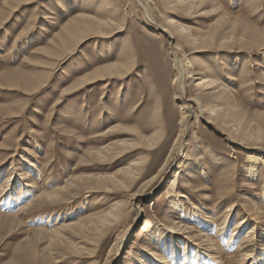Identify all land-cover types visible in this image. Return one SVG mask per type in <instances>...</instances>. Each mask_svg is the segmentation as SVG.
I'll return each mask as SVG.
<instances>
[{
	"label": "rangeland",
	"instance_id": "1",
	"mask_svg": "<svg viewBox=\"0 0 264 264\" xmlns=\"http://www.w3.org/2000/svg\"><path fill=\"white\" fill-rule=\"evenodd\" d=\"M169 2L29 0L11 9L7 0H0V187L6 184L0 192V216H12L0 217V264H107L112 259L111 264H130L124 260L135 256L150 264L156 262L150 260L153 251L165 258V264L237 263L232 256L241 254L253 225L237 232L234 222L239 214L222 222V213L236 201L242 207L256 202L264 209V162L257 165L255 180L247 168L249 152L264 154L249 149L264 148V0H205L189 12L182 5L170 7ZM80 15L95 21L97 32L92 30L81 39L71 37L69 50L60 55L45 53L61 49L59 43L54 45V36ZM176 25L188 27L194 41H185ZM161 27L174 39L157 35ZM100 29L109 34H100ZM256 34L261 36L255 38ZM118 62L129 66V74L74 85L85 74ZM177 72L179 81L175 80ZM190 74L219 82L221 88H231L232 94L212 102L207 99L208 105L219 107L210 114L206 103L197 114L198 105L189 102V118L180 139L183 101L200 100L201 89L194 87ZM31 83L37 88L33 90ZM228 128L232 130L229 137ZM153 134L161 142L158 139L153 145L148 139ZM142 137L151 144H143ZM256 139L261 144L254 145ZM173 145L180 149L175 154ZM103 148L112 155L106 151L97 155ZM199 153L198 164L194 159ZM141 159L144 170L153 168L145 179L169 161L164 173L144 192L138 205L141 213L127 219L128 237L119 250L114 245L116 231L88 239L74 229L59 230L62 235L55 236L45 232L65 222L84 221L114 200L127 198L128 191L97 189L94 181ZM188 170L193 188L182 191L179 185L178 190L196 208L192 210L187 199L178 198L182 208L172 213L168 183L176 173L189 175ZM66 181L71 183L68 189L64 188ZM248 183L253 184L251 188ZM220 185L226 188L222 196L216 194ZM200 188L205 189L203 193L193 192ZM58 190L60 201L45 198L49 191L55 194ZM182 214L185 217L179 218ZM171 218L191 227L194 237L202 233L213 239L223 263L217 262L210 248L199 249L171 234L166 243L152 241L142 230L146 219L153 229L168 225ZM257 231L250 234L256 246L249 254L252 260L245 264L264 260V250L259 253L264 236H257ZM158 233L163 238L164 233L159 229Z\"/></svg>",
	"mask_w": 264,
	"mask_h": 264
},
{
	"label": "bare ground",
	"instance_id": "2",
	"mask_svg": "<svg viewBox=\"0 0 264 264\" xmlns=\"http://www.w3.org/2000/svg\"><path fill=\"white\" fill-rule=\"evenodd\" d=\"M22 1H29V0H7V8H11V9H14V6L16 4V6L19 5L20 2ZM205 0H170L169 2V5L171 7L172 6H176V7H179V6H183L184 8L188 9V12H189V9H192L190 11H193V8H195L196 4H202V2H204ZM128 3V2H127ZM146 4V3H145ZM161 4V3H160ZM168 5V7H169ZM163 6V5H162ZM216 6V5H215ZM214 7V6H213ZM104 8V7H103ZM215 8V7H214ZM216 9V8H215ZM88 14V13H87ZM2 14H0V18ZM156 15V14H155ZM69 16V15H68ZM30 18V17H29ZM168 20V19H167ZM28 21V20H26ZM165 21V19H164ZM166 22V21H165ZM100 23V22H99ZM168 23V21H167ZM169 23H174L172 21L169 20ZM105 24H109V23H105ZM63 25V24H62ZM110 25V24H109ZM114 25H116L114 23ZM145 25V24H144ZM175 25V23H174ZM173 25V26H174ZM3 26V25H2ZM118 26V25H117ZM177 26V25H176ZM93 28H96V22L93 21L91 18H89L88 16H85V15H80L79 17L75 18V19H72L70 20L66 26L64 28H62V30L57 34L55 35L54 37H57L56 39H53L54 40V45L58 46L60 44L61 46V49H57L55 47V51H52V53L48 50H46L45 53H49L51 54V56H57V55H60L62 52H64L65 50H69V40L73 39V38H76V39H81L84 37V35H87L88 32L92 31ZM117 28V27H116ZM118 29V28H117ZM188 27H181V26H177V30L176 32L179 33V35H183L184 38H185V41H194L193 38H192V35H190L188 33ZM100 34L103 32L104 34H106L107 31H103V29H100ZM190 30V29H189ZM94 32H97L96 30H93ZM146 31V30H145ZM109 34V32H107ZM153 33V32H152ZM151 33V34H152ZM98 34V35H100ZM125 34V33H123ZM159 34H165L169 40H173L174 37L172 36L173 34H171L170 31H168L167 29L161 27V30H160V33H157V35ZM146 35V34H145ZM186 35V36H185ZM257 36L255 38H258L259 36H261V34H256ZM93 36V35H92ZM155 36V35H154ZM73 37V38H71ZM88 38V37H87ZM96 39V38H95ZM118 39V38H117ZM206 39V38H205ZM204 39V40H205ZM97 40V39H96ZM57 41V42H56ZM14 43V42H13ZM59 43V44H58ZM193 43V42H192ZM120 45V44H119ZM172 45V43H171ZM13 46V45H12ZM122 46V45H121ZM125 47V46H124ZM43 48V47H42ZM41 49V48H40ZM79 49V48H78ZM127 49V48H126ZM11 50V49H10ZM124 50V49H123ZM58 52V53H57ZM120 52V51H119ZM42 54V53H40ZM128 54V53H127ZM43 55V54H42ZM129 56V55H128ZM40 57V56H38ZM123 58V55L120 56V60H122ZM44 58V57H42ZM50 60V59H49ZM70 60V59H69ZM72 61V60H71ZM117 61V60H116ZM180 61V60H179ZM178 61V62H179ZM106 65V64H105ZM103 66V65H102ZM129 66L127 65H124L122 63H116L114 65H109V66H105V67H101L99 69H96L94 70V72H90L89 74H85V76L83 77H80L78 80L74 81V85L75 86H85V83H89V82H92V80H99L101 77H110L111 76H116L117 74L120 75L121 77L122 76H125L127 74H129ZM12 73V71L10 72ZM10 73L8 72V74L6 75V78L9 80H11V75ZM131 74V73H130ZM198 74V73H197ZM197 74H190V79H193L194 82L193 83H196L194 87H198L201 89V93H200V100H192V99H188L186 100V102L183 101V104H182V107H180V111H181V118H180V121H179V125H180V134L178 136V138L180 137V139L182 138V136L184 135L185 133V129L182 130V128H186V121L187 119L189 118V115L187 113V109H190V105H189V102H194V104L198 105V109H196L197 111V114H198V110L200 109V112H201V107H203V103H206L208 101H206L207 99H211L210 101L212 102L213 99H216L218 97H220L221 95L225 94L226 97H229V95H231V88L229 89H224V88H221L220 87V83L219 82H216L212 79H209L205 76H197L195 77ZM22 77V76H21ZM20 77V78H21ZM177 77L178 78H175L178 79V81L181 79V75L179 72H177ZM5 78V77H4ZM113 78V77H112ZM117 78V77H115ZM2 79V78H1ZM120 79V78H119ZM116 80V79H115ZM175 80L173 82H175ZM6 82V81H5ZM43 82V81H42ZM76 82V83H75ZM14 84V83H13ZM27 82H25V87L27 86ZM34 83H31V85H33ZM7 85H9L7 83ZM12 85V84H11ZM124 85V84H123ZM10 86V85H9ZM13 87V86H12ZM34 89L37 88V84H34L33 86H31ZM103 87V86H102ZM16 88V87H14ZM41 88V87H40ZM62 88V87H61ZM81 88V87H80ZM121 88V87H120ZM151 88V87H150ZM26 89H29L26 87ZM78 89V88H77ZM103 89V88H102ZM151 91V90H150ZM182 91V89H181ZM164 92V91H163ZM178 93V92H177ZM176 93V94H177ZM196 94V93H195ZM179 95V94H178ZM179 97V96H178ZM157 100V99H156ZM226 99L224 98V101ZM215 101V100H214ZM223 101V99H222ZM197 102V103H196ZM217 102V101H216ZM193 104V103H192ZM205 104V105H206ZM211 103H209V105L207 104L206 105V109H208L209 111V114L212 113V111H214V107H217V106H213L210 105ZM20 105V104H19ZM180 105V104H179ZM189 105V106H188ZM17 106V105H16ZM2 108V107H1ZM219 108V107H217ZM216 108V110H217ZM4 110V109H2ZM11 110V109H10ZM187 110V111H186ZM203 111H205L206 113H208L206 110L203 109ZM155 112V111H153ZM155 114H153L154 116ZM215 115V114H214ZM213 115V116H214ZM205 116V115H204ZM155 121V120H154ZM140 123V122H139ZM154 124V123H153ZM223 122L221 123V127H223ZM150 126V125H149ZM151 128V127H150ZM188 128V127H187ZM146 129V128H145ZM148 129V128H147ZM154 129V128H153ZM148 131V130H147ZM227 136L229 137L230 135L228 134V132H231L232 133V130L231 128H228L227 129ZM139 133V132H138ZM137 135V134H136ZM153 138L152 137H148V139H150L151 141H153V145H154V141L156 142L158 139H160V137L158 136L157 138L155 137V134H153ZM95 136V135H94ZM145 137V136H144ZM139 138V136L137 137ZM162 139V138H161ZM161 139H160V142H161ZM150 140H145L141 139L142 143L143 144H148L150 143ZM180 142V141H179ZM178 142V143H179ZM262 141L260 140H254L253 141V144L254 145H258L259 143L261 144ZM124 143V142H123ZM122 143V144H123ZM126 143V142H125ZM140 143V142H139ZM130 144V143H129ZM151 144V143H150ZM175 144V143H174ZM105 145V144H104ZM121 145V143H120ZM136 145V144H135ZM130 146V145H129ZM137 146V145H136ZM177 146V145H176ZM126 147V146H124ZM133 147V146H132ZM146 147L148 148V146L146 145ZM153 147V146H152ZM157 147V146H156ZM179 149V147H178ZM177 149V147H175V145H173V149L171 148V150H173L172 152H175L177 153L179 150ZM250 150H256V151H264V148L263 149H260V148H249ZM102 151H99L97 153V155H100L103 153V151H106L108 153V149H101ZM171 150L169 151L168 155L171 153ZM178 150V151H177ZM120 151V150H119ZM127 151V150H126ZM118 152V151H117ZM124 152V151H123ZM255 152V151H254ZM96 153V152H95ZM114 153V152H113ZM173 154V155H174ZM201 153L197 154L196 156V159H194V161L196 160L199 164L202 156H200ZM262 154V153H261ZM109 156L110 153H108ZM103 156V155H102ZM101 157V156H100ZM105 157V156H104ZM159 157V156H157ZM142 160V161H141ZM141 160H138L137 162H133L134 164H131L126 166L125 168L122 166V168H119L118 170H116L113 174L111 175H108V176H103V178H94L97 182H99V184L97 183L96 184V181L95 182V188L99 189V188H109V189H112L114 190H119L122 189V190H126L128 191L129 193H127L126 197L124 200H120V201H113V203L109 206H106L104 207L103 209H101V211L98 213H96V215H89L90 217H86L87 219H84V221H77L75 223H71V222H68V223H71V224H66L65 222V225H61V226H56L58 228L54 229V230H51V231H48V230H45V232H52L54 233V236L57 235V233H60L59 235H62L61 233L63 232H59V230H62L64 231V229H71V230H76L77 233H79L80 235L84 236L85 238H89L90 236H95V237H101V235H103V233L106 231V233H108L109 231H112V232H115L116 235H115V249L116 250H119V248L122 246V243L127 239L128 237V230L124 229L125 226H126V223H127V219L130 218V215L132 213H137L138 215L141 213L140 211V208L138 207V205L141 203V201L143 200V194L144 192L146 191L147 188L151 187L152 184L157 181V179L159 178V176L161 174L164 173L165 169L167 168V165H168V161H165V163L159 168L156 170V173L155 174H152L151 177L149 179H145L147 176H149L151 174V172H153V168L150 170H144V163H143V159ZM260 162H264V154L263 155H260V154H256V153H252V152H249L248 153V158H247V168H248V176L251 178V180H255V173H256V167L258 164H260ZM132 163V162H131ZM147 163V162H146ZM216 163V162H215ZM213 164V163H212ZM139 166V167H136V166ZM30 166L33 167V165L30 164ZM188 166V165H187ZM192 167V166H191ZM188 169V168H187ZM190 169V167H189ZM193 169V168H192ZM194 170V169H193ZM150 173V174H149ZM187 173L189 175H186V176H182L181 173H176V175L174 177H172L170 179V182L168 183V186H167V190H166V194L169 196L168 197V207H170V212H174V211H178V209L182 208L181 205H180V201L178 198H185L189 201V205H191V209L192 210H195V206L194 204H192L190 202V199H189V196L187 195H182L180 194L181 192L178 190L179 189V185H181L180 187H182V191L184 190V188H193V185L191 184V179L189 178H192V171L191 170H188ZM149 174V175H148ZM26 175V174H24ZM91 177V176H90ZM102 177V176H101ZM24 178V177H22ZM93 177H91L92 179ZM187 178V179H186ZM25 179V178H24ZM27 179V178H26ZM76 178L73 177L72 180H74ZM78 179V178H77ZM90 179V178H89ZM138 179H141V180H138ZM138 180V181H136ZM69 181V180H67ZM66 181V183H67ZM143 181L139 186L136 185L137 189L132 192L130 191V189L133 187V185H135V183L137 182H141ZM74 181H72L73 183ZM79 182V181H78ZM7 183V182H5ZM81 183V182H80ZM253 183V182H252ZM252 183H248L246 186H249V188L252 187ZM5 185H2L0 187V192H3V190L5 189ZM31 185V184H30ZM85 185V184H84ZM28 186V185H27ZM69 186L71 187V183L68 182L66 184V186L64 188H69ZM73 186V185H72ZM87 187V186H86ZM38 188V187H36ZM61 188V187H60ZM63 188V187H62ZM67 188V189H68ZM44 189V188H43ZM57 189V188H56ZM218 192L216 194H218V196H222V194H224V192L222 191L223 189H226L224 188L222 185H220L218 187ZM70 190V189H69ZM205 189L203 188H200V189H196V190H193V192H198L200 194L204 192ZM260 190V189H259ZM45 191V190H44ZM53 191V189L51 190ZM99 191V190H98ZM111 191V190H110ZM54 192V191H53ZM100 192V191H99ZM118 192V191H117ZM185 192V191H184ZM65 193V192H63ZM97 193V192H96ZM105 193V192H104ZM186 193V192H185ZM36 194V193H35ZM40 194V193H39ZM66 194V193H65ZM103 195V194H102ZM105 195V194H104ZM124 195V194H123ZM39 196V195H38ZM118 196V195H117ZM228 196V195H227ZM226 196V197H227ZM42 195L39 197L41 198ZM62 197V194L60 193V191L58 190L55 194H51V192L49 191L48 194L46 195L45 194V198L48 200V201H52V203H56L57 201H60ZM102 197V196H101ZM112 197V196H111ZM191 197V196H190ZM35 198V197H34ZM43 200H44V196L42 197ZM41 198V199H42ZM64 198V197H63ZM109 198V197H108ZM107 198V199H108ZM205 198V197H204ZM219 199V198H218ZM231 199V197H230ZM244 199V197L242 198ZM241 199V200H242ZM2 200V199H1ZM36 200V199H34ZM40 200V199H39ZM109 200V199H108ZM106 201V200H105ZM32 202V201H30ZM36 202V201H35ZM34 202V203H35ZM43 202V201H42ZM107 202V201H106ZM109 202V201H108ZM112 202V201H111ZM33 203V202H32ZM44 203V202H43ZM37 204V203H36ZM35 204V205H36ZM41 204V203H39ZM48 204V203H47ZM50 204V203H49ZM106 204V203H105ZM152 204V203H151ZM31 205V204H30ZM55 205V204H54ZM104 205V204H103ZM246 206L242 207L239 203L236 202H232V204H230L229 208L226 209V211H224L222 214V222L223 221H227L229 217H231V215L233 216V214L237 213L239 214V218L234 222V229L239 232L240 230H242L244 227L248 226L247 224L251 223L253 226H251L248 230V235H246L249 240H244L245 241V244H244V248L241 250V252H238V253H241V254H236L234 256H232V261L235 259V262H237L236 264H245L247 262H250L252 259L250 258L249 254L250 252H252L254 249H255V241H254V237L250 236V234L254 233V231L256 229H258V234L257 236H264V231H263V228H264V209L260 208L256 202H251V203H248V204H245ZM27 206V205H26ZM33 206V205H32ZM37 206V205H36ZM23 207V206H22ZM3 208V207H2ZM29 208V207H28ZM37 208V207H36ZM22 211V210H21ZM23 213V212H22ZM90 213V212H89ZM177 212H175L174 214H176ZM178 214V213H177ZM194 214V213H193ZM221 215V214H220ZM10 216V215H9ZM178 216V215H177ZM197 215L194 214V217H196ZM0 217H3L5 219H9V218H12L11 217H7V216H0ZM14 217V216H13ZM181 217H185L184 214H182L179 218ZM199 217V216H197ZM221 217V216H220ZM17 218V217H16ZM178 218V217H177ZM178 218V219H179ZM19 219V218H18ZM175 218H171V220L169 221L168 225H163L161 228H157V227H153V229H151L152 227V223L149 219H146L142 222V230L144 232H146L145 234L149 237L150 240H154V241H160V240H164V243H166V239L168 240L170 236H168L167 234H171L172 236H178V238H183L184 241H188L190 242V244L193 246H196L197 248L201 249V248H210L208 250H210L211 252L210 253H214V258H216L217 262H221L223 263L224 261V258L221 256V253L220 251L218 250V253H217V250L216 248H213L214 247V241L212 242V240L210 238L207 237V235H203L202 233L201 234H197L198 238L194 237L193 236V230L191 229V227L187 226L186 224L183 223V221H180ZM221 219V218H220ZM66 221V220H64ZM76 221V220H75ZM62 222V221H61ZM73 222V221H72ZM57 223V222H56ZM55 224V223H54ZM64 224V223H63ZM59 225V224H58ZM128 226V224H127ZM53 229V228H52ZM158 229L159 231H161L163 234V238L160 239V235L158 233ZM38 231V230H36ZM43 231V230H41ZM41 231H38V232H41ZM111 232V233H112ZM196 236V235H195ZM250 236V237H249ZM58 237H61V236H58ZM185 237V238H184ZM52 238V237H51ZM57 238V236H56ZM71 238V237H70ZM261 238V237H260ZM235 240H238L239 239L237 237L234 238ZM233 239V240H234ZM244 239V238H243ZM53 240V239H52ZM241 240V239H240ZM263 240V239H262ZM177 241V240H176ZM198 241V243H197ZM237 241V242H238ZM257 241V240H256ZM151 242V241H150ZM161 242V241H160ZM191 242H194V243H197V244H193ZM235 242V241H234ZM263 242V241H262ZM68 243V242H67ZM66 243V246H68ZM162 243V242H161ZM240 243V242H239ZM69 244V243H68ZM154 244V243H153ZM166 247V244H162ZM238 245V244H237ZM149 246V245H148ZM152 246V245H151ZM240 246V244H239ZM75 247H78V246H75ZM175 248V247H174ZM238 248V247H237ZM257 249V248H256ZM78 251L81 250V248H77ZM259 250V249H258ZM264 250V247L262 249L259 250V253L261 254L262 251ZM240 251V250H238ZM217 253V255H215ZM256 253V252H255ZM258 253V254H259ZM219 254V255H218ZM223 254V253H222ZM263 254V253H262ZM208 256V255H206ZM223 258V259H222ZM254 258V257H253ZM165 259V258H164ZM159 254H156L154 251L153 253H151V259L153 262L156 261L155 263H150V264H165V261ZM114 259L110 260L109 262H107V264H111V262H113ZM219 260V261H218ZM125 263H130V264H144L143 262L144 261H141L140 259H138V257H133L132 259H125L124 260ZM231 261V262H232ZM133 262V263H132ZM135 262V263H134ZM149 263V262H148ZM167 263V261H166ZM257 264H264V260L260 261L259 263Z\"/></svg>",
	"mask_w": 264,
	"mask_h": 264
}]
</instances>
